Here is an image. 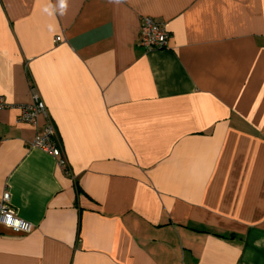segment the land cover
I'll return each instance as SVG.
<instances>
[{
	"label": "crops",
	"instance_id": "0c3cea01",
	"mask_svg": "<svg viewBox=\"0 0 264 264\" xmlns=\"http://www.w3.org/2000/svg\"><path fill=\"white\" fill-rule=\"evenodd\" d=\"M0 96V264H264V0H0Z\"/></svg>",
	"mask_w": 264,
	"mask_h": 264
},
{
	"label": "built area",
	"instance_id": "2783aa9c",
	"mask_svg": "<svg viewBox=\"0 0 264 264\" xmlns=\"http://www.w3.org/2000/svg\"><path fill=\"white\" fill-rule=\"evenodd\" d=\"M169 34L164 28V25L154 21L148 16L140 18L138 44L145 50L163 49L167 46ZM59 40L56 38L55 41ZM7 107L3 96H0V109ZM45 115V107L41 101L34 96L32 103L22 105L18 120L23 123L37 125V117ZM55 130L50 122H47L43 128L42 133H35L32 146L41 149L55 157L58 165L62 168L64 173H68L67 162L60 150V147L54 140ZM0 225L7 228L14 234L25 235L30 233L32 225L20 219L12 205L8 192H3L0 197Z\"/></svg>",
	"mask_w": 264,
	"mask_h": 264
}]
</instances>
